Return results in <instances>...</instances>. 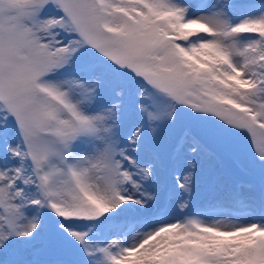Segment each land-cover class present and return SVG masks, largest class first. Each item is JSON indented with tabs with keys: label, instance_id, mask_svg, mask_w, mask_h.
Masks as SVG:
<instances>
[{
	"label": "snow or ice",
	"instance_id": "6c2138e0",
	"mask_svg": "<svg viewBox=\"0 0 264 264\" xmlns=\"http://www.w3.org/2000/svg\"><path fill=\"white\" fill-rule=\"evenodd\" d=\"M0 264H264V0H0Z\"/></svg>",
	"mask_w": 264,
	"mask_h": 264
},
{
	"label": "rangeland",
	"instance_id": "374dc122",
	"mask_svg": "<svg viewBox=\"0 0 264 264\" xmlns=\"http://www.w3.org/2000/svg\"><path fill=\"white\" fill-rule=\"evenodd\" d=\"M161 187L163 188V185H161ZM245 188H246V186H245ZM213 194L214 193L210 189H203V188L199 189L197 192V196L199 199H205V198L211 197ZM162 195L167 196V193L163 192ZM217 218H221V217H217ZM235 219L237 220V222L247 223L248 220L250 219V217L240 215L238 217H235Z\"/></svg>",
	"mask_w": 264,
	"mask_h": 264
}]
</instances>
